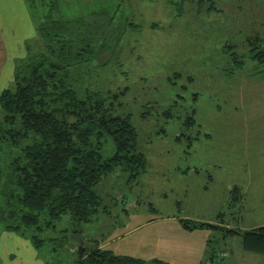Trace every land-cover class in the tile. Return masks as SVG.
Masks as SVG:
<instances>
[{
  "label": "rangeland",
  "instance_id": "obj_1",
  "mask_svg": "<svg viewBox=\"0 0 264 264\" xmlns=\"http://www.w3.org/2000/svg\"><path fill=\"white\" fill-rule=\"evenodd\" d=\"M56 1L64 18L115 13L114 37L78 72L82 87L124 91L120 113L131 116L146 170L131 178L116 166L96 186L103 211L82 225L65 215L42 234L41 255L73 264L77 247L110 240L123 223L117 253L198 264L188 252L207 237L216 264H264L241 235L179 222L242 231L264 224V63L241 66L236 55L248 52L247 39H264V0ZM36 2L45 12L53 0ZM37 23L31 0H0L1 92L14 86ZM113 152L107 144L105 155Z\"/></svg>",
  "mask_w": 264,
  "mask_h": 264
},
{
  "label": "trees",
  "instance_id": "obj_2",
  "mask_svg": "<svg viewBox=\"0 0 264 264\" xmlns=\"http://www.w3.org/2000/svg\"><path fill=\"white\" fill-rule=\"evenodd\" d=\"M31 2L38 17L36 43L30 42L17 62L14 86L0 94V222L40 248L46 241L42 234L65 215L82 225L103 211L96 186L116 166L139 177L146 159L130 114L120 113L124 91L82 87L78 72L114 37L115 13L70 19L56 0L45 12ZM263 40H246L248 52L236 54L241 66L246 58L264 63ZM107 144L114 148L110 156L104 153ZM179 222L189 231L220 228L241 235L245 251L264 255V224L242 231L188 218ZM91 246L73 264H170L120 254L99 242ZM206 257L203 264H216Z\"/></svg>",
  "mask_w": 264,
  "mask_h": 264
},
{
  "label": "crops",
  "instance_id": "obj_3",
  "mask_svg": "<svg viewBox=\"0 0 264 264\" xmlns=\"http://www.w3.org/2000/svg\"><path fill=\"white\" fill-rule=\"evenodd\" d=\"M2 58L3 57L0 56V59ZM119 227L120 229L115 230L114 234L111 236V239L102 243L101 246L108 247L112 250L118 249L120 246H122L118 244L116 247L115 245L117 244V242L120 241L121 238L125 236L124 233L125 227H123V223L120 224ZM209 240L210 238L205 237L204 241L198 243L199 247L197 245L195 247L192 246L190 253L188 252V256L191 254H196L198 256L197 263L203 264L207 259L206 251L208 249ZM78 248L79 247H77V249ZM120 254L130 255L128 253H120ZM0 264H51V263L41 255L40 249L36 248L34 242L30 238L25 237L15 231L7 230L2 224H0Z\"/></svg>",
  "mask_w": 264,
  "mask_h": 264
},
{
  "label": "water",
  "instance_id": "obj_4",
  "mask_svg": "<svg viewBox=\"0 0 264 264\" xmlns=\"http://www.w3.org/2000/svg\"><path fill=\"white\" fill-rule=\"evenodd\" d=\"M84 250H85V248L83 249V247H82V249H81V251H80V253H79V256H82Z\"/></svg>",
  "mask_w": 264,
  "mask_h": 264
},
{
  "label": "flooded vegetation",
  "instance_id": "obj_5",
  "mask_svg": "<svg viewBox=\"0 0 264 264\" xmlns=\"http://www.w3.org/2000/svg\"><path fill=\"white\" fill-rule=\"evenodd\" d=\"M81 249H82V247H79V248L77 249V252L80 253Z\"/></svg>",
  "mask_w": 264,
  "mask_h": 264
}]
</instances>
